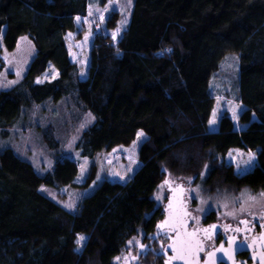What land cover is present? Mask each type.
I'll list each match as a JSON object with an SVG mask.
<instances>
[{"label":"trees","instance_id":"16d2710c","mask_svg":"<svg viewBox=\"0 0 264 264\" xmlns=\"http://www.w3.org/2000/svg\"><path fill=\"white\" fill-rule=\"evenodd\" d=\"M87 4L0 0L4 47L13 49L24 34L35 47L21 82L0 89V132L7 137L25 109L71 97L95 117L75 144L82 156L92 158L110 130L127 127L145 135L139 164L125 181L102 180L69 211L43 194L41 185L85 188L93 167L76 183L78 166L70 157L56 155L52 169L41 173L12 147H0V264H118L115 258L132 236L143 231L141 244L154 233L163 215L153 197L158 185L188 188L170 175L201 181L206 191H264V0H133L118 38L109 32L117 26L116 11L95 34L88 76L79 79L66 33L86 15ZM228 53L238 57L235 98L245 106L238 117L244 126L224 115L216 130H208L210 99L197 81L215 76ZM49 62L58 75L38 83ZM3 64L0 55V72ZM52 132L45 127L43 136L57 147ZM233 148L255 152L254 165L243 174L221 158ZM153 254L144 250L137 261L152 255L160 262Z\"/></svg>","mask_w":264,"mask_h":264},{"label":"rangeland","instance_id":"374dc122","mask_svg":"<svg viewBox=\"0 0 264 264\" xmlns=\"http://www.w3.org/2000/svg\"><path fill=\"white\" fill-rule=\"evenodd\" d=\"M132 6L133 0H106L103 5L99 4L98 0H88L86 15L76 17V28L66 33L69 56L78 67L79 79L88 76L92 40L96 33L104 30L108 15L114 11L119 15L117 26L109 30L112 36L115 33L118 38L128 22ZM34 54L35 47L28 35H21L11 50L4 47L0 36V55L4 62L0 72V89H7L21 82ZM57 75V68L49 62L45 71L36 77V81L51 80ZM238 75V57L235 53H228L220 61L215 76L210 79L203 77L197 81L198 90L210 99L204 120L208 130H216L220 118L224 115L231 118L235 127L244 126L239 122L238 117L245 106L235 98ZM94 119L90 111L77 106L71 97L48 101L25 109L22 117L8 130L7 137H2L0 132V147H12L18 155L31 162L35 170L41 173L52 169L56 155L70 157L78 166L74 177L76 183H81L93 167L94 177L85 188L69 184L60 187L43 184L40 187L43 194L61 207L76 211L81 199L93 192L102 180L125 181L133 174L139 164L138 148L145 138L140 129L119 127L106 134L96 146L92 158L84 157L75 148V144L83 130L92 124ZM48 126L52 128L53 137L58 141L57 147H50L43 136V129ZM140 132L143 136L138 139L137 133ZM221 158L226 163H232L237 174H243L254 165L255 152L233 148ZM170 179L187 183L185 197L190 205V212L196 220L203 221L212 216L211 218L217 221L234 222L246 214L264 212V191H253L244 187L219 188L212 192L206 191L201 181L190 182V177L170 175ZM167 195H169L167 184L162 181L153 193L156 204L161 210L164 209ZM142 238L141 230L132 236L116 256V263H126L128 257L137 252L139 243L144 240ZM82 242L83 240L80 244ZM136 261L131 264H161V261H156L152 255H143L139 261Z\"/></svg>","mask_w":264,"mask_h":264},{"label":"flooded vegetation","instance_id":"af4514ba","mask_svg":"<svg viewBox=\"0 0 264 264\" xmlns=\"http://www.w3.org/2000/svg\"><path fill=\"white\" fill-rule=\"evenodd\" d=\"M185 196L186 188L182 203V211L185 215L182 216V220L187 223L186 232L194 234V239H190L194 248L197 249L196 254L193 253L192 257L194 264H264V212L246 214L234 222L217 221L211 218L212 216L200 221L193 218L190 205ZM168 197L169 195H167L162 210L163 215L158 221L159 223L163 221L166 214ZM162 229H171V227L157 225L154 232ZM176 233L177 230L174 232L165 231L156 237L151 242L153 249L156 251L166 250L168 254L175 253L179 249L178 247H172ZM182 236L188 239V235L184 234ZM148 240L147 244L150 243ZM156 246L158 249H156ZM229 247L231 250L227 253L226 248ZM210 253H215V256L210 258ZM183 254H186L185 247ZM159 257L161 264H171L164 256ZM184 257L185 255L183 259Z\"/></svg>","mask_w":264,"mask_h":264},{"label":"water","instance_id":"95a60500","mask_svg":"<svg viewBox=\"0 0 264 264\" xmlns=\"http://www.w3.org/2000/svg\"><path fill=\"white\" fill-rule=\"evenodd\" d=\"M168 189L170 190V193L166 204V214L163 218V221L161 223L157 222L156 226H166L171 227V229H162L153 233L151 238L149 239L150 244H140L138 246L137 252L129 256L125 264H131L134 260H137L144 250H151L157 256H164V258L168 259L171 264H194V260L192 257L193 253L196 254L197 249L194 248L193 243L190 241V239L194 237V234L192 235V233L188 234V232H186L185 227L187 223L182 220V216L185 215L182 211L185 187H183L182 185H177L175 187H168ZM175 230H177V233L176 237L173 238L174 243L172 244V247L179 248L175 253L168 254L166 250L156 251L153 249L151 242L156 237H158L165 231L174 232ZM184 234L188 235V239L183 238L182 235ZM184 247L186 248V254H183ZM229 248H226L227 253L229 250H231V248ZM184 255L185 257L183 259Z\"/></svg>","mask_w":264,"mask_h":264},{"label":"snow or ice","instance_id":"6c2138e0","mask_svg":"<svg viewBox=\"0 0 264 264\" xmlns=\"http://www.w3.org/2000/svg\"><path fill=\"white\" fill-rule=\"evenodd\" d=\"M115 38H116V34L113 33V39H115ZM37 82L39 83L40 81L38 80ZM210 123H212V121H210ZM141 136H143V133H142V132L137 133V138H138V139H139ZM213 227H214V226H213ZM84 239H85V237H83V236L78 237V239H77V243L79 244L80 241H82V240H84ZM201 250H203V249H201ZM209 256H210V258H211V257L215 256V253H210Z\"/></svg>","mask_w":264,"mask_h":264},{"label":"bare ground","instance_id":"6f19581e","mask_svg":"<svg viewBox=\"0 0 264 264\" xmlns=\"http://www.w3.org/2000/svg\"><path fill=\"white\" fill-rule=\"evenodd\" d=\"M100 32V31H99Z\"/></svg>","mask_w":264,"mask_h":264}]
</instances>
